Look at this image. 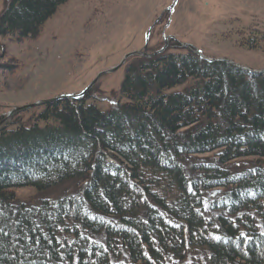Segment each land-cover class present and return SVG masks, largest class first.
<instances>
[{
  "label": "trees",
  "instance_id": "16d2710c",
  "mask_svg": "<svg viewBox=\"0 0 264 264\" xmlns=\"http://www.w3.org/2000/svg\"><path fill=\"white\" fill-rule=\"evenodd\" d=\"M68 1L8 0L0 35L37 38ZM89 98L0 127V264H264V73L165 51L113 108Z\"/></svg>",
  "mask_w": 264,
  "mask_h": 264
},
{
  "label": "rangeland",
  "instance_id": "374dc122",
  "mask_svg": "<svg viewBox=\"0 0 264 264\" xmlns=\"http://www.w3.org/2000/svg\"><path fill=\"white\" fill-rule=\"evenodd\" d=\"M174 2L69 0L46 22L37 38L18 40L0 35V120L15 106L79 94L127 54L153 53L165 44L164 52L197 49L213 61L224 59L257 71L254 73L264 71V0H178L169 13L167 9ZM7 4L8 0H0V15ZM249 36L254 37L250 46H243L240 41ZM143 57L130 56L120 69L102 75L87 92L88 103L103 110L113 108L120 99L127 68ZM45 106L18 113L3 125L15 118L25 125H42L43 121L36 120ZM76 189V184L67 183L40 194L25 187L17 189L16 196L18 201L29 203L41 195L61 199ZM219 195L216 191L211 197ZM259 226L264 231L260 221Z\"/></svg>",
  "mask_w": 264,
  "mask_h": 264
},
{
  "label": "water",
  "instance_id": "95a60500",
  "mask_svg": "<svg viewBox=\"0 0 264 264\" xmlns=\"http://www.w3.org/2000/svg\"><path fill=\"white\" fill-rule=\"evenodd\" d=\"M177 1L178 0H175V2L167 9V11L169 13H172L174 7L176 6L177 4ZM169 37V36H168ZM168 37H165V41L166 43L168 42ZM147 44H148V36L146 37V46H145V49H147ZM167 47V44L164 45L163 48H161L160 50L156 51V52H153V53H147L145 51H135V52H132V53H129L127 54L123 60L115 67H113L112 69L110 70H106V71H103L101 72L97 78L87 87L85 88L81 93L79 94H66V95H62V96H58V97H55V98H51V99H47V100H39L37 102H34V103H31V104H26V105H23V106H15L8 114L7 116L0 121V126L3 125L5 122H7L8 120H10L13 116H15L16 114L18 113H21V112H24L28 109H31L33 107H37V106H43V105H48V104H51V103H55V102H58V101H61V100H66V99H71V100H76V99H81L84 97V95L91 89V87L97 82V80L104 74L106 73H109V72H115L117 71L118 69H120L124 63L126 62V60L130 57V56H133V55H142L144 57H154L162 52H164V50L166 49ZM201 58H203L204 60L206 61H213L211 58H208L206 57L205 55H203L199 50L195 51ZM216 60H220V61H224V59H216ZM227 61V60H225ZM231 64L233 65H237L235 64L234 62H230ZM238 67L242 68L244 71H247V72H250V73H254V72H257V71H254V70H251L249 68H246V67H243V66H240V65H237ZM259 72H264V71H259Z\"/></svg>",
  "mask_w": 264,
  "mask_h": 264
}]
</instances>
